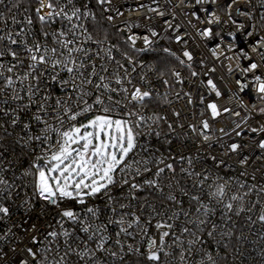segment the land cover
Masks as SVG:
<instances>
[{"label": "snow or ice", "instance_id": "1", "mask_svg": "<svg viewBox=\"0 0 264 264\" xmlns=\"http://www.w3.org/2000/svg\"><path fill=\"white\" fill-rule=\"evenodd\" d=\"M127 10L0 0V264H264V0Z\"/></svg>", "mask_w": 264, "mask_h": 264}, {"label": "built area", "instance_id": "2", "mask_svg": "<svg viewBox=\"0 0 264 264\" xmlns=\"http://www.w3.org/2000/svg\"><path fill=\"white\" fill-rule=\"evenodd\" d=\"M141 2H147V0H141ZM136 3H137V0H115L116 6L117 7H121L122 10L125 11V17H129L130 16L131 20L142 19V17H138L137 14L129 13L128 10H127L128 7H135ZM125 17L118 18L116 22L118 24H122V22L125 19ZM223 72H224L223 69L218 68V71H217L216 74H214V76H219ZM218 83H219V86L221 87L222 91H224V97L221 99L220 103L222 105H227V106H233L234 107L236 102L229 99V92H228V88L229 87L234 88V80H232V78L229 77L228 80L219 81ZM211 98L215 99V97H211ZM253 100H254V98L250 99L247 96L244 98V102L245 103H249V104L252 103ZM182 104H183V102L181 101L180 105H178V106H182ZM185 111L189 113V119L191 120L192 116L190 114V110L186 109ZM225 123H226V119L225 118H221L218 122H214V129L224 126ZM187 143H189L191 150L194 151L195 150V145L191 144L190 141L187 142ZM186 151H187V149H186ZM245 247H247L249 249V251L251 253V258H249L248 260H245L244 264H254V259L253 258L255 257L256 253H255V251L253 249V246L251 244H247V245H245ZM227 264H232V260L229 259L227 261Z\"/></svg>", "mask_w": 264, "mask_h": 264}]
</instances>
